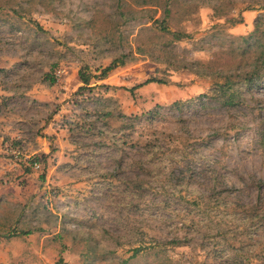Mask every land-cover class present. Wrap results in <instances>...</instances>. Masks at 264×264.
<instances>
[{"label": "rangeland", "instance_id": "obj_1", "mask_svg": "<svg viewBox=\"0 0 264 264\" xmlns=\"http://www.w3.org/2000/svg\"><path fill=\"white\" fill-rule=\"evenodd\" d=\"M263 50L264 0H0V264H264Z\"/></svg>", "mask_w": 264, "mask_h": 264}, {"label": "trees", "instance_id": "obj_2", "mask_svg": "<svg viewBox=\"0 0 264 264\" xmlns=\"http://www.w3.org/2000/svg\"><path fill=\"white\" fill-rule=\"evenodd\" d=\"M162 29L167 31V28L165 26V22L162 20ZM180 36L178 34H176V38H179ZM261 64L263 65V70H262V73H261V77L263 78L264 80V50L263 52H261ZM124 64V61L120 58L119 60H113L109 65L105 66L104 68H101L100 69V72L98 75H95L94 77L95 78H98V79H101V78H104L108 72H110L111 70H113L114 68H116L117 66H120V65H123ZM254 73V72H253ZM253 73H251L249 79H252L251 77L253 76ZM256 75L259 74L258 71H256L255 73ZM49 77V83H54L55 82V77L52 76L51 74L50 75H47ZM79 78L81 80V82L83 83L82 86L80 87H85V85H87L89 83V74L88 72H86L85 70L83 69H80L79 70ZM244 79L248 80V77H245ZM253 80V79H252ZM150 82H159V83H164V81L160 80V79H156V78H147L145 79L143 82L139 83L138 85H136L135 87H139L143 84H147V83H150ZM231 79H229L228 77H226L225 81L221 84H218L216 86V89H217V92L220 93V101L223 105H226V106H229V105H234L236 102L234 101V95H233V92H229V89L231 88ZM178 102H175V104H177ZM148 113V116L146 117L147 119L149 117H153L152 115L150 116V114H153L154 111H149L147 112ZM133 118L135 119H138L139 117L138 116H134ZM261 185V184H260ZM29 233V231H25L23 232V234H27ZM14 235V234H13ZM142 247H138V248H134V251H138L140 250ZM63 264V263H62Z\"/></svg>", "mask_w": 264, "mask_h": 264}]
</instances>
